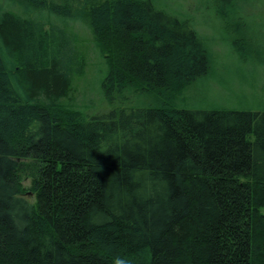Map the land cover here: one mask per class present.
<instances>
[{
  "label": "trees",
  "instance_id": "1",
  "mask_svg": "<svg viewBox=\"0 0 264 264\" xmlns=\"http://www.w3.org/2000/svg\"><path fill=\"white\" fill-rule=\"evenodd\" d=\"M13 1L85 21L118 104L63 103L85 66L71 36L0 8V264H264V98L177 105L214 63L193 15L174 0ZM203 1L238 61L264 65L260 0Z\"/></svg>",
  "mask_w": 264,
  "mask_h": 264
},
{
  "label": "rangeland",
  "instance_id": "2",
  "mask_svg": "<svg viewBox=\"0 0 264 264\" xmlns=\"http://www.w3.org/2000/svg\"><path fill=\"white\" fill-rule=\"evenodd\" d=\"M174 6L179 3L183 9L193 15L196 29L212 44L214 63L205 76L192 83L176 99L177 105L191 109L212 108H257L258 99L264 98L262 89L264 81V65H242L227 41L226 34L214 13L205 7L203 0H174ZM264 0H260L259 7H264ZM208 5V4H207ZM0 8L9 10L21 19L33 18L46 23V29L58 25L67 30L74 45L84 57L85 66L82 75L73 79L68 96L61 101L79 108L91 116L108 112L118 103H109L103 95L101 82L106 74L107 65L97 50L92 32L88 24L82 19H70L63 22L48 12H26L13 0H0ZM258 12V9L255 10ZM264 17V8L261 10ZM128 99L125 105L140 107L154 103V97L126 92ZM24 186L29 188L31 177H25ZM26 197L34 201V194Z\"/></svg>",
  "mask_w": 264,
  "mask_h": 264
},
{
  "label": "clouds",
  "instance_id": "3",
  "mask_svg": "<svg viewBox=\"0 0 264 264\" xmlns=\"http://www.w3.org/2000/svg\"><path fill=\"white\" fill-rule=\"evenodd\" d=\"M114 264H128V261L125 258L117 257Z\"/></svg>",
  "mask_w": 264,
  "mask_h": 264
}]
</instances>
